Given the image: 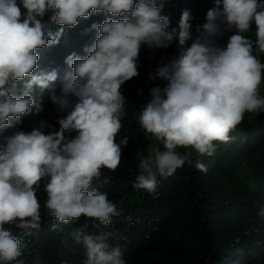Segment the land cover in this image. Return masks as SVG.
<instances>
[{
    "label": "clouds",
    "instance_id": "clouds-1",
    "mask_svg": "<svg viewBox=\"0 0 264 264\" xmlns=\"http://www.w3.org/2000/svg\"><path fill=\"white\" fill-rule=\"evenodd\" d=\"M167 2L0 0V129L15 127L25 115L40 116L45 90L60 114L58 130L40 119L30 131H14L0 144V264H23L18 258L24 243L12 226L25 235L41 228V187L47 214L64 224L79 223L83 216L107 227L119 215L108 193L92 184L104 169L115 172L129 144L127 134L116 140L126 116L121 89L139 75L142 44L161 49L178 39L176 54L149 74L150 81L166 83L150 88L137 122L145 137L162 147L153 144L146 154H137L135 189L155 191L158 178L193 163V151L213 157L214 142L229 143L246 114L264 113V62L259 58L264 54V0H214L188 47L190 10L182 12L178 29L169 31V17L161 15ZM101 13L103 22L87 30L96 35L86 55L66 57L70 70L62 92L55 94L51 90L59 73L38 68L37 50L58 45L65 28L75 27L79 18ZM51 24L62 27L53 32ZM253 29L254 40L246 35ZM195 168L207 171L199 159ZM258 214L264 216V208ZM70 236L83 248L85 264H128L122 248L109 243L111 231H90L85 221Z\"/></svg>",
    "mask_w": 264,
    "mask_h": 264
},
{
    "label": "trees",
    "instance_id": "trees-1",
    "mask_svg": "<svg viewBox=\"0 0 264 264\" xmlns=\"http://www.w3.org/2000/svg\"><path fill=\"white\" fill-rule=\"evenodd\" d=\"M213 6L214 0H168L161 15L169 17L171 31L178 29L182 12L190 10L191 38L185 45L188 47L199 35L197 27L202 28L207 22V11ZM50 16L51 13L44 19L50 20ZM104 19L103 13L81 17L75 27L65 28L58 45L37 50L38 68L59 73L52 92H62L64 74L70 70L66 57L72 53L86 55L84 49L94 42L96 35L95 30H87ZM50 26L53 32L62 27ZM246 35L254 40V29ZM177 47L176 38L167 48L142 44L139 75L122 86L126 116L116 140L127 134L129 144L122 149L115 172L104 169V175L92 184L93 189L108 193L119 215L113 216L107 227L83 216L79 223L64 224L47 214L43 207L47 196L41 187L37 191L41 228L25 235L12 226L13 234L24 243L18 258L23 264H85L83 248L77 247L70 236L85 221L90 231H111L109 243L122 248L128 264H264V216L258 214L264 208V113L258 117L245 115L244 121L230 133L229 143L214 142L218 148L213 157H201L193 151V163L186 162L173 175L158 178L155 191L132 186L138 171L137 154H146L153 144L162 147L160 141L146 138L137 122L140 107L150 98V88L166 83L159 78L150 81L149 74L171 59ZM259 58L264 62V54ZM50 94L49 90L42 94L45 110L40 116L25 115L15 127L0 129V144L14 131H30L32 123L40 119H46L58 130L55 121L60 114L51 103ZM197 159L205 164L206 172L195 168ZM94 223L99 226L94 228Z\"/></svg>",
    "mask_w": 264,
    "mask_h": 264
},
{
    "label": "rangeland",
    "instance_id": "rangeland-1",
    "mask_svg": "<svg viewBox=\"0 0 264 264\" xmlns=\"http://www.w3.org/2000/svg\"><path fill=\"white\" fill-rule=\"evenodd\" d=\"M226 39V38H225ZM262 94H264V89H262ZM247 116H251L252 114H246ZM251 119V117H250Z\"/></svg>",
    "mask_w": 264,
    "mask_h": 264
}]
</instances>
